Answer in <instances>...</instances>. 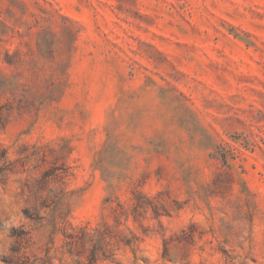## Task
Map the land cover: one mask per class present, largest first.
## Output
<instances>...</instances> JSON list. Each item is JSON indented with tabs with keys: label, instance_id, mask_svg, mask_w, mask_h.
I'll return each instance as SVG.
<instances>
[{
	"label": "rangeland",
	"instance_id": "rangeland-1",
	"mask_svg": "<svg viewBox=\"0 0 264 264\" xmlns=\"http://www.w3.org/2000/svg\"><path fill=\"white\" fill-rule=\"evenodd\" d=\"M0 264H264V0H0Z\"/></svg>",
	"mask_w": 264,
	"mask_h": 264
}]
</instances>
